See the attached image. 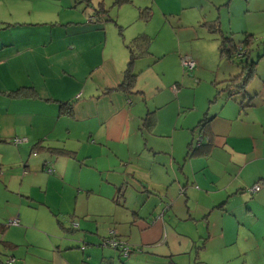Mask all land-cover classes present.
I'll use <instances>...</instances> for the list:
<instances>
[{
  "label": "crops",
  "instance_id": "obj_1",
  "mask_svg": "<svg viewBox=\"0 0 264 264\" xmlns=\"http://www.w3.org/2000/svg\"><path fill=\"white\" fill-rule=\"evenodd\" d=\"M32 1L30 7L16 10L20 12L18 14L11 11L9 18L0 16V191L10 184L3 174L10 170L6 175L18 176V166L22 178L17 185L24 193L25 179L28 182L30 177L37 176L45 163L58 169L55 162L60 156L49 152L35 155V146L39 144L74 152L76 158L71 159L78 161L77 156H81L79 165L85 163V158L91 160L92 154L104 146L103 152L109 149V153L121 155L116 166H122L126 159H122V154L130 152L129 127L136 139L140 133L142 138H138L145 140V129L155 131L156 128L181 134L184 142L188 139L184 132L186 128L192 135L187 161L185 157H177L172 144L164 153V157L176 156V183L172 184L164 173L161 174L160 166L159 170L153 171L152 165L147 183L125 186L121 182L120 186L115 184L107 191L115 203L129 212L126 222L136 227L140 242L136 246L143 247L141 251L123 257L114 247L94 250L107 231L100 235L97 227L93 228L94 223L90 220L93 215H90L84 220L85 248H80V239L70 241L67 234L62 235L59 242H49L42 247L30 243L32 248H27L24 258L20 259L22 253H17V240L12 235L0 236V264H4L7 255L13 256L12 264H264V186L256 191L253 201L248 197L242 200L249 175H254V183L264 181V142L258 148L255 144L245 147L243 142H235L239 135L255 138V127L250 128L244 122L242 129L237 131L240 127L233 128V119L219 113L223 112L224 106L220 111H213L211 116L209 110L204 116L195 114L189 120L186 116L177 132L179 115L178 119L176 115L184 106L179 100L180 90L172 84L176 81H170L173 74L164 79L167 72L159 73L152 65L140 66L137 62L138 58L146 57L151 64L152 60L160 61L171 55L179 67L183 51L180 48L177 51L169 37L155 46L162 53L155 51L152 48L155 34L149 28L156 26L159 32L172 30L180 45V31L186 26L191 27L185 20L190 17L195 19L192 24L199 29V39L205 34V28L217 31L219 21L215 14H221L218 11L221 6L227 8V15L231 14L233 0H194L192 4L193 0H130L120 5L112 0L119 11L125 5L133 6L130 12L134 22H126L122 17L113 16V19L108 10V14L91 19L96 9L106 8L103 0L91 2L92 5L90 0H77L82 1L81 5L75 0ZM250 1L239 2L247 14ZM80 8L81 12L78 11ZM143 9L149 12L145 19L140 18ZM204 9L214 17L212 20L206 21ZM167 14L177 16V21L171 23L169 18L168 25ZM138 35L148 37L149 43L141 47L144 54L137 53L133 62L136 73L133 89L124 92L118 85L129 60L126 44ZM251 80L243 90L245 99H252L246 92ZM17 90H22L23 94L14 95ZM231 98L225 96L222 101ZM148 100L152 102V108ZM250 101L248 106H252ZM244 102H240V107ZM63 105L71 107L70 116L62 113ZM148 112H154L150 127L143 123ZM196 128L205 136L202 139L204 145L192 150L189 145L194 140ZM15 137L27 138V141L16 145L12 143ZM110 142L124 145V153L112 151L108 147ZM82 146L88 150L81 151ZM256 163L253 170L252 165ZM7 165L12 167L5 171ZM14 168L17 175L12 173ZM179 188L183 192L178 194ZM128 191L137 200L133 207L127 205ZM168 201L171 207L168 204L162 211ZM13 206L14 203L0 197V223L14 215L9 213ZM144 207L145 214L142 213ZM240 207L243 211L238 212ZM133 209L136 211L132 212ZM110 228L127 241L128 235L121 233L116 221L107 223L105 229ZM161 241L164 242L159 243ZM3 242H10L15 247L6 248Z\"/></svg>",
  "mask_w": 264,
  "mask_h": 264
},
{
  "label": "rangeland",
  "instance_id": "obj_2",
  "mask_svg": "<svg viewBox=\"0 0 264 264\" xmlns=\"http://www.w3.org/2000/svg\"><path fill=\"white\" fill-rule=\"evenodd\" d=\"M75 1L77 4L81 5L82 1ZM95 1L96 0H90L89 4L92 5ZM103 1L106 6L105 9L109 11L112 18L115 16L116 18L122 17L126 22L135 21V18H132L130 12L133 6L125 5L124 9L119 11V9L117 10V7H115L116 5L114 6L112 0ZM193 2L194 0L191 4ZM239 2L240 0H233L231 7L232 13L229 15H227V8L221 6L218 10L221 14H215V18H218L219 21V27L217 25L218 29L226 36H232L233 41L238 42L242 40L244 33H251L255 38L252 46L253 54L251 60L256 63V75L246 89V92L249 93L252 99H249V97L245 99L244 91L232 93V98L224 103L222 100L223 97L227 96L226 91H221L220 95L217 97L215 96L217 91H214L215 87L212 82L215 80L221 81L220 77L226 79L231 74H237L239 70V68L236 67L238 60H228L219 56L220 36L218 31L211 32V29L205 28V31H203L205 34L197 39V31L199 29L193 26L192 22L195 19H191L190 17H186L185 20L190 23L191 27L186 26L180 31V45L177 44V34L172 30L168 32H166V30L165 32H159L156 26L155 28L150 27L149 29L155 34V37L158 34L156 40L154 39L155 37L152 38L154 41V46H152V48L155 51H160L162 53V50L155 48V46H159L162 39L169 37L171 38V43H175V49L178 51L180 48V50L183 51L181 56L186 55L190 57L189 59L194 61L196 65L194 70L190 72L185 71L182 68L181 60L178 67L171 55H167L160 61L154 62V60H152L154 63L151 61V64H148L150 62H148L146 57L138 58L137 62L140 66L152 65L159 73L167 72L164 79L169 78L170 75L173 74L170 81H176L172 84H176L177 86H175V88L180 90L179 100L184 106L181 107L180 113L176 115L177 119L179 115L177 132L180 131L181 123L186 116L188 120L195 114L204 116L207 110H209V116H211L213 115V111H220L225 106L223 112L219 113L231 117L234 124L233 128L236 126L240 127L239 130L237 128V131L242 129V124L244 122H246L250 128L254 129L255 127V138L252 135L250 139H246L242 138L244 137L243 135H239L235 138V142H243L245 147L255 144L258 148L262 145V142H264V0H251L248 14L244 12V7L241 6ZM32 4V0H0V16L3 19L9 18V12L14 11V15L18 14L20 12L16 10L28 8ZM78 11L81 12V8ZM204 14L206 15V21L212 18L209 16L207 9H204ZM169 18H171V23H174L175 20L177 21V16L167 14L166 20L168 25ZM153 21L154 19L150 21L149 26ZM154 29H156L157 32H155ZM154 34H152V36H154ZM142 51L143 49L138 47L135 53L137 54ZM199 61L201 63H199ZM177 75H179L178 78H176ZM219 86L220 89L224 88L225 83H219ZM213 97H216V99L210 103L209 100ZM214 98L212 100H214ZM243 100L245 102L240 107V102ZM235 101H238L239 104ZM249 101L252 106H248L247 103ZM150 102L148 100L149 106L152 108L153 105L151 104L152 102ZM172 132V130H169L166 133L157 128L155 131H153V129H145L144 140L138 138V136L142 138L140 133L137 139L132 136V127H129L127 134L128 151L130 152L128 154H122L125 150L124 145L121 146L115 142H110L108 144V147L111 148L112 151L122 154V159L126 158L122 162V166H116L117 163H119L118 158L121 155L115 156L116 153H109V149L103 152L104 146L99 147L97 151L92 154L93 158L91 160L85 158V163L81 165H79L81 156H77L79 159L78 161H72L71 158L60 156V159L58 158L55 162L58 169L54 165L52 166L55 168L56 173L50 174L46 172V169H40L37 173L38 177L32 176L28 182L25 179L23 183V187H25L26 191L25 193L24 189L22 188L19 190L17 185L18 181L22 178L20 166H18L19 175L13 178L6 175L10 172L9 169L11 168L9 167L12 166H5V168H7L5 171L9 170V172H5L3 176L10 180V184L7 189L0 191V197L15 204L9 212L14 215H12V217L9 216L10 218L8 219L15 218L18 213L20 224L18 226H8L3 232L0 231V236L8 237L12 235L17 240V253H22L19 257L20 259L24 258L27 248H32L30 243L42 247V245H47L49 242H59V238L67 234L70 241H78V239H80V248L82 249L85 248L83 242L84 235L87 234L84 231V220H88L85 218L93 215L90 220L94 223L93 228L97 227L100 235H105L107 231L106 236L108 237L109 230L105 229V226L110 221H116L121 233L128 235L126 241L127 245H138L140 242L136 227L126 222V216H129V212L121 205L115 203L111 199L112 194H108L107 191L110 190V186L115 184L120 186L121 182H123L125 186L147 183V181H149L148 171H151L152 165L154 166L153 171L159 170L160 166L162 170L161 174L164 173L168 181H172V184L176 183L174 181V172L175 169L178 170V161L174 155L164 157V153L167 149L171 148L172 144L175 151H177V157H185L187 161V148L192 133L188 128L184 130L185 136L187 135L188 137L187 140L185 138L184 142L181 134H172ZM200 132H198L196 128L192 148H195L197 139L200 140L205 137ZM233 139L231 142L234 141ZM173 140L176 142H173ZM150 147H153V150H150ZM87 150L88 148L84 146L81 147V151L86 152ZM154 151H158V153ZM43 153L44 152H42V154ZM38 154L39 153H35V155ZM42 154L40 153L39 155ZM61 160H69V162ZM256 165L257 163L252 165L253 170ZM81 166L82 168H80ZM121 169H123V172H120ZM57 170L59 172H57ZM12 173L17 175V169L15 170L14 168ZM154 173L156 179V172ZM172 174L174 176H172ZM132 175H135V177L132 178ZM253 176L252 174L248 176L247 186L244 192L245 196L242 197V200H246L248 197L253 201L256 192H252V189L264 182L258 181L254 183ZM126 178L130 179L131 182H124ZM137 178L141 179V181L139 182ZM31 185L34 187L30 189ZM92 189L95 190V192H93ZM180 189L181 188L178 189V194L180 193ZM126 200L127 205L132 207L136 205L137 200L131 191L126 193ZM148 204L150 203L148 202ZM241 211H243L242 207H240L238 212ZM146 212V207L142 208V213L145 214ZM95 215L97 217H95ZM8 219H6L5 222H7ZM95 219H97V222ZM73 223L78 224L74 229L72 228ZM79 234L81 237H79ZM162 242L164 241L159 243ZM107 247L113 248L112 246L104 245L103 241L100 239L99 246L94 247V250ZM90 249L93 250V248ZM29 253L31 254L32 252L30 251Z\"/></svg>",
  "mask_w": 264,
  "mask_h": 264
},
{
  "label": "trees",
  "instance_id": "obj_3",
  "mask_svg": "<svg viewBox=\"0 0 264 264\" xmlns=\"http://www.w3.org/2000/svg\"><path fill=\"white\" fill-rule=\"evenodd\" d=\"M124 2H130V0H114V3H116L117 5H120ZM98 5H101V3H99ZM97 13V14H96ZM103 13L108 14L107 10L99 8L96 9L94 11V14H91V19L92 17H99V15H102ZM149 16V12L148 9H143L140 10V18H147ZM215 29H217V31L219 32V36H220V44H219V56L221 58H226L228 60H238V67L241 68L240 72L234 75H229L226 79L221 80V81H213V85L215 87V90L217 91L215 96L217 97L218 95H220L221 91H226L227 92V96L230 97L232 96V93L234 92H241L245 89L246 85L248 84V82L254 77V75L256 74L255 71V62H253L251 60V56H252V50H253V44L255 41V38L253 36V34H247L244 33L243 39L235 42L232 40V36H226L225 34L222 33V31L220 29H218V27H216ZM232 33V32H231ZM149 43V39L148 37L144 36V35H138L136 37H134L128 44H126L128 50H129V60H128V64L123 72V79L122 82L118 85V89H121L124 92H129L133 89L134 84H135V79H136V73L133 70V62L136 59L137 55H136V49L138 47H143L144 45L146 46ZM145 48V47H144ZM144 50L141 52L142 54H144ZM140 54V53H139ZM186 56V55H185ZM181 57V65H182V59L183 57ZM188 57V56H187ZM190 58V57H188ZM182 68L187 71L190 72L192 70H194L196 68V65L192 68V69H188L186 67H184L182 65ZM219 83H225L224 88L220 89ZM23 94L22 90H17L14 92V95H21ZM216 97L214 98V100L211 99V101H215ZM63 109V114H66L68 116L71 115L72 113V109L70 106H61ZM153 113L154 112H148L146 114V116L143 118V123L144 125H148L149 127L152 126L153 120ZM201 125V124H199ZM204 144L202 143V139L198 140L196 142V146L195 148H191L193 147V142L189 145L190 149L194 150L197 149L198 147H202ZM35 147H37V151H34V153L37 152H49L51 154L54 155H58V156H66L68 158H72L75 159L76 155L74 152H71L70 150H67L63 147H58V146H47V145H43V144H39L36 145ZM81 162V161H80ZM44 169H46V172L53 174L55 173V168L52 166H48L47 163L44 164ZM260 183V182H259ZM262 185H264V182H262ZM183 192V189H180V193ZM170 202H165V205L162 207V211L166 210L168 208V204ZM128 207V206H127ZM167 207V208H166ZM170 204H169V208H170ZM136 210H132V212H135ZM18 218V217H15ZM15 218H11L8 219L7 222H3L0 223V231H4L8 226L14 225V226H18L20 224L19 219H18V223L17 224H12L10 223L11 220L15 219ZM63 226V225H62ZM76 226H78L77 223H73L72 228L74 229ZM103 244L105 242L109 243L111 242V244L115 243V245H112V247H114L116 250H119L121 255L123 257H128L133 251H141L143 249V247L141 246H128L125 240H122L117 234L114 228H110L109 229V236H104L102 238ZM3 245L8 248V247H15V245H13L10 242H3ZM110 246V244H105ZM122 247H127L128 248V253L127 255L123 254L124 252L122 251ZM9 257H13L10 255L6 256V259L4 261V264H8L7 263V259Z\"/></svg>",
  "mask_w": 264,
  "mask_h": 264
},
{
  "label": "built area",
  "instance_id": "obj_4",
  "mask_svg": "<svg viewBox=\"0 0 264 264\" xmlns=\"http://www.w3.org/2000/svg\"><path fill=\"white\" fill-rule=\"evenodd\" d=\"M182 65H183L184 67L188 68V69H192V68L195 66V63H194V61H192L191 59H189L187 56H185V57H183V59H182ZM25 141H27V138H18V137H15V138L12 139V143H13V144H16V145H17V144H20V143H22V142H25ZM262 186H263L262 183H261L260 185L255 186V187L252 189V192L259 191V190L261 189ZM10 223H12V224H17V223H18V218H15V219L11 220ZM105 244H110V246L115 245V243L111 244V242H109V243L105 242L104 245H105ZM122 251L124 252L123 254L127 255V253H128V248H127V247H122ZM13 262H14V258L9 257V258L7 259V263H8V264H12Z\"/></svg>",
  "mask_w": 264,
  "mask_h": 264
}]
</instances>
